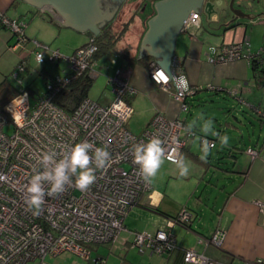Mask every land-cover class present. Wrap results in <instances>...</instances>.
Masks as SVG:
<instances>
[{
    "label": "built area",
    "instance_id": "obj_1",
    "mask_svg": "<svg viewBox=\"0 0 264 264\" xmlns=\"http://www.w3.org/2000/svg\"><path fill=\"white\" fill-rule=\"evenodd\" d=\"M198 19L199 13L192 12L184 21L182 30L198 26ZM0 26L13 34L15 42L11 48L20 51L19 60L10 73L18 92L0 108V264H52L47 261L48 257L65 252L87 261L90 252L86 245L115 242L125 230V218L151 189L149 180L142 177L139 166L133 161L131 146L154 135L159 136L163 140V159L173 163L172 157L179 156L186 144L183 134L186 125L182 119L171 120L158 112L140 134L130 132L127 124L133 109L128 98L135 91L129 85L127 72L121 69L108 79L111 94L108 104L84 97L73 111H65L54 102V98L84 73L92 78L98 75L93 72L96 65L93 56L98 50L94 38L90 37L73 54L65 55L37 40L28 39L25 35L27 23L23 19H11L0 12ZM29 41L33 45L31 51L26 49ZM30 57L36 65L65 64L61 74L45 79L43 92L36 97H32L22 85L21 76L30 66ZM240 59L249 66L254 59L263 63L264 46L253 52L249 41L243 39L213 46L207 54L211 64ZM170 71L173 79L153 62L148 67L150 79L167 91L185 112L189 108L187 98L200 88L188 83V91L176 89L174 77L184 75L182 60L176 56L171 60ZM206 89L216 91L211 85ZM258 113L264 120V109ZM193 136L194 132H188L189 138ZM199 138L202 145L215 146L214 140L207 136ZM84 140L93 144L90 153L96 146H106L110 163L96 170L95 180L86 189L77 188L73 177L61 192L46 193L39 213L34 214L26 203L29 195L26 186L33 168L43 171L37 158L43 151L55 150L59 159L68 146ZM244 152L251 158L258 156L254 148H247ZM90 166H95L94 159ZM49 183L42 181L45 189ZM191 219V212L183 207L175 216L166 219L164 228L154 233L135 232L130 246L139 251L166 254L176 248L171 228L175 225L186 227ZM224 237L225 233L218 230L210 237H199L198 242L220 247ZM184 261L217 264L193 249L185 250ZM251 264L263 262L257 259Z\"/></svg>",
    "mask_w": 264,
    "mask_h": 264
},
{
    "label": "crops",
    "instance_id": "obj_2",
    "mask_svg": "<svg viewBox=\"0 0 264 264\" xmlns=\"http://www.w3.org/2000/svg\"><path fill=\"white\" fill-rule=\"evenodd\" d=\"M154 3L149 13L144 14L142 9V12H138L140 15L137 14L134 17L133 22L139 29L137 38L133 41L136 43L132 45L131 42L123 41L131 30L132 23L124 38L115 46L116 53L107 54L120 57L123 62H127V66H124L122 70L127 72L129 85L135 91V94L128 98V102L132 106L133 114L136 113L141 121L137 132L141 133L158 112L168 119L184 121L186 129L183 134L186 144L179 156L183 157L184 163L187 164L188 172L186 175H180L179 168L174 163L163 159L156 175L149 180L150 191L141 197L140 204L125 218V230L120 232L117 240L108 246L110 249L107 255L100 253V248L95 246L94 258H91L92 252L89 251V260H85L86 263H75L200 264L184 261L185 250L193 249L217 264H251L257 259L262 260L264 264V211H262L264 206V120L258 113L264 109V84L261 86L257 84L250 66L244 59L226 64H211L207 60L211 47L246 39L247 29L242 26L245 25V21L251 20L253 15L243 12L247 16L237 18L232 23H228L232 17H225L224 33L221 37L216 34L218 37L215 38L203 26L199 8L196 7L199 13L198 26L192 25L181 30L176 35L173 49V56L182 60V70L188 83L192 87L200 88L194 95L187 98L189 108L183 112L180 105L171 99L169 93L150 79L148 67L151 62L157 65L155 57L145 54L137 58L143 34L147 29V21L154 15ZM261 3L263 8L259 7L255 15L260 18V25H264V0H261ZM144 6L145 4L141 8ZM196 11L191 10V13ZM0 12L11 19H23L27 23L25 28L27 38L47 46H50L47 44L49 42H58L59 38H63L68 44L73 39L71 33H81L79 35L82 36V42L78 45L55 44L58 47L54 49L65 55L73 54L94 34L88 28L78 30L70 25H64L65 18L51 5L38 7L26 0H0ZM43 14L48 15L47 21L50 23L46 22V31L33 29L31 22ZM50 25L52 28H49ZM229 25L234 27L228 28ZM101 29L99 27V33ZM14 42L13 34L0 26V84L6 79L17 90L18 86L10 78V73L20 57L19 49L11 48ZM26 49L28 51L33 49L31 41L26 45ZM123 49H127L129 57H135L136 61L148 59L146 66L136 61L128 62L123 56ZM100 57L96 59V65ZM119 69L121 68H116V70ZM41 75L44 81L50 76L43 72ZM207 85L214 86L216 91L210 93L206 89ZM25 88H29L32 97L43 92V88L39 93L34 91L31 85H26ZM234 93L236 94L233 95ZM110 99L111 94L104 104H108ZM204 101L228 103L231 110L237 112L234 116L236 123H226V126H223L216 117L209 116L212 119L211 126L207 131H202L203 129L198 128L199 125L195 123L198 114L196 115L193 105L200 106L199 104ZM227 126H231V129H235L232 131L237 130L239 133L234 134L237 138H234V141L228 138V145L237 146V142L240 141L243 144L248 141L250 144L243 146V149L232 146L228 152L215 151V144L211 148L213 152L201 153L202 144L199 137L205 135L214 138L209 135L212 134L216 137L214 140H217V133L224 135ZM188 132H194V136L189 138ZM243 133L247 135L245 141ZM247 148H254L258 151V156L251 158L244 152ZM170 178L181 181L182 186L192 185L193 191L176 201L173 194L169 193L168 187L162 185L163 179L167 182ZM183 207L189 209L192 219L186 227L175 225L171 228L176 241L175 249L158 255L147 250H135L130 246L135 232L154 233L157 229L164 228L166 219L175 216ZM218 230L225 233L220 247L198 242L199 237H210Z\"/></svg>",
    "mask_w": 264,
    "mask_h": 264
},
{
    "label": "rangeland",
    "instance_id": "obj_3",
    "mask_svg": "<svg viewBox=\"0 0 264 264\" xmlns=\"http://www.w3.org/2000/svg\"><path fill=\"white\" fill-rule=\"evenodd\" d=\"M222 1V5L221 6H215V10L212 14L208 15L206 13L205 10L203 9H198L200 11V15H201V19L203 21V26L211 33L213 34V36L215 38H217L219 35V37L222 36V34L224 33V21H225V17L230 16L233 18V13L231 12L230 8L228 7V2L225 0H221ZM154 2H151V0H145V6L141 7L142 5V1H136V0H127L124 2V4L122 5L120 11H119V16L116 18V20L113 21V27L115 30H117V32L120 30V28L122 27L124 22H127L128 20H130L131 15H133V17L140 15V13L138 12H142V9L144 8V14L149 13L150 12V8L153 5ZM234 8L235 9H240L242 12L244 13H248V14H252L253 18L251 20H247L245 21V25L242 26V28L247 29V34H246V39H248V41H250V47L251 49L254 51H256L258 48L261 47L262 43L264 42V25H260V18L257 17L256 11L257 9L263 8L262 7V3L261 0H240L234 3ZM48 15H44L43 16H38L37 19H34L31 22V27L33 29H41V31H46L45 27H47V23H48V19H47ZM215 17V19L213 20V18ZM36 20V21H35ZM262 21V20H261ZM42 22V23H41ZM45 22V23H44ZM47 22V23H46ZM50 24V23H48ZM49 28H52V26L50 25ZM138 26L135 22H133L132 24V28L129 31V33L126 35V37L124 38L123 41H127V42H131V44L133 45L136 42H133L136 40L137 38V31H138ZM116 32V33H117ZM46 34V33H45ZM44 34V36H45ZM73 36V39H71L68 44H66L67 42H64L63 38H59L58 42L54 43V42H49L47 43L48 45H50V48H55L58 47L55 44H61L63 46H67V45H78L82 42V36L79 35L81 33H71ZM249 38H248V37ZM123 43V42H122ZM126 43V42H124ZM64 51V50H63ZM98 64L93 68V72H97V76L96 78L93 79L92 85L88 90V94L87 97L93 101H96L100 104H104V101L110 98V87L108 86V79L114 75V73L116 72V68H121V70L124 68V66H127V62H123V60L120 57H114L111 54H104L102 57H100L98 59ZM65 68V64L64 63H60L59 66L53 65L51 63H44L43 65H36L31 57L30 59V67L28 68V70L26 71V73L22 74V80H23V87H25L26 85H31V88L38 92L42 90V88H44V78L41 75L42 72L43 73H47L49 75H59L61 74V70ZM30 69V70H29ZM42 71V72H41ZM30 72V73H29ZM29 73V74H28ZM27 74V75H26ZM25 75L27 77H25ZM210 93L215 92L214 90H208ZM206 91V92H207ZM205 94V93H204ZM204 99V98H201ZM200 106H194L193 108L196 109V115L197 116V121H195V123L197 124L198 128H200L202 131H204V124L206 123V121L210 120L212 122V119H210L209 116H214L218 119V121L220 122L221 125L226 126V123H236L234 120V116H236L237 112L234 110H231L232 108L230 106H228V103L223 104L222 101L221 102H210V101H204L203 103L199 104ZM236 109V108H234ZM141 121H139V118H137V114H133L132 120L131 122H129L127 124V128L130 132H133V134L138 135L140 134L138 131L139 125H140ZM225 134H227L228 138H232L234 141V138H236V136H234V134H237V130L236 131H232L235 129H231L230 127H226L225 128ZM209 134V133H208ZM239 134V133H238ZM244 136V141L247 138L246 133H243ZM211 136H213L215 139L216 137L212 134H209ZM216 146L214 148L215 151H226L228 152L229 149H232V146L235 145H228L229 142H227L226 144H222L219 140V138L217 137V140L215 142ZM248 144H250V142L248 143V141L244 142H237V146L239 149H243L245 146H247ZM204 145L201 146L202 151H200L201 153H204ZM244 146V147H243ZM211 148H208V151L206 154H209V152H213L211 151ZM167 179V178H164ZM163 179V186H167L169 189V193H171V195L173 194L174 199L176 201H178L179 199H182V197L185 196V194H189L193 191V187L192 185H183L181 181H177L175 178H170L167 182L166 180ZM161 180V179H160ZM162 181V180H161ZM170 187V188H169ZM186 187V188H184ZM169 195V194H168ZM111 245V243L105 244V245H100V244H89L86 245V248L92 252L91 254V258H94L96 256L95 252H94V247L97 246L99 247V252L102 254L107 255L108 250L110 249L108 246ZM135 250H137L135 248ZM47 261L51 262L52 264H76L75 262H83L86 263L85 260H83L81 257L74 255L72 253L69 252H65L63 254H60L56 257H48Z\"/></svg>",
    "mask_w": 264,
    "mask_h": 264
},
{
    "label": "clouds",
    "instance_id": "obj_4",
    "mask_svg": "<svg viewBox=\"0 0 264 264\" xmlns=\"http://www.w3.org/2000/svg\"><path fill=\"white\" fill-rule=\"evenodd\" d=\"M174 80L177 88L188 91V81L183 74L174 77ZM210 126L211 121H206L203 126L204 130L207 131ZM217 135L222 144L228 142L227 134L217 133ZM172 139L175 140V136ZM91 149H93V144L84 140L68 146L64 155L59 159H57L55 150L42 152L37 159L40 166L43 167V171L33 168L26 186V191L29 193L26 203L33 209L34 214L39 213L46 193L52 195L61 192L73 177L75 186L82 190L93 183L96 170L104 168L110 163V152L106 146H96L90 153ZM203 150L207 153L208 146L205 145ZM131 151L133 161L139 166L142 177L146 180L154 177L163 162L164 150L161 137L154 135L145 142L136 143L131 146ZM93 159L94 167L90 166ZM172 160L179 168L180 175H186L188 166L184 163L183 157H172ZM42 181L50 182L47 189L43 186Z\"/></svg>",
    "mask_w": 264,
    "mask_h": 264
},
{
    "label": "water",
    "instance_id": "obj_5",
    "mask_svg": "<svg viewBox=\"0 0 264 264\" xmlns=\"http://www.w3.org/2000/svg\"><path fill=\"white\" fill-rule=\"evenodd\" d=\"M26 1L38 7L53 6L65 18L64 25H70L78 30L88 28L94 33V36L99 34V27L101 28L107 20V15L101 11L98 0ZM225 1L228 2V7L234 15L228 23L247 16L233 6L240 0ZM221 5V0H159L155 2L154 15L147 21V29L143 34L137 58L145 54L153 55L157 65L167 73L169 78L173 79L170 65L173 58L174 42L191 10L196 11V7L204 8L210 15L214 12L215 6ZM173 84L176 86L174 80Z\"/></svg>",
    "mask_w": 264,
    "mask_h": 264
},
{
    "label": "trees",
    "instance_id": "obj_6",
    "mask_svg": "<svg viewBox=\"0 0 264 264\" xmlns=\"http://www.w3.org/2000/svg\"><path fill=\"white\" fill-rule=\"evenodd\" d=\"M151 1L153 2L157 0H151ZM144 4H145V0H142V5ZM153 13H154V10H153ZM133 20H134V17L133 15H131L130 20H128L127 22H124L118 32L117 30L114 29L113 22H112L106 27L102 28L98 35L90 36L94 38L97 44V47H98L97 52L93 56L94 61H96L98 57L103 56L104 54H107L109 52L116 53L115 46L119 43L121 39L124 38L126 32L129 29V26L133 23ZM227 27L232 28L234 27V25H229ZM122 51H123L124 58L128 62L132 63L133 61H136L135 57H129L127 49H123ZM147 61L148 59L145 58V59L138 60L136 62L141 63L146 66ZM250 69L253 74V78L256 80L257 84L260 86L263 85L264 84V60H263V63H261L258 59H254L250 63ZM93 79L94 78L90 77L87 73H84L79 78L72 81L62 92H60L54 98V102L59 107H61L67 112L73 111L74 108L77 106V104L84 97H87L88 90L92 85ZM26 89L29 91V88H26ZM17 92L18 90H15L13 86L11 85V83L5 79L0 84V108L4 104H6L11 98H13V96H15ZM210 139L214 140L215 138H210ZM215 141L216 140H214V142Z\"/></svg>",
    "mask_w": 264,
    "mask_h": 264
},
{
    "label": "flooded vegetation",
    "instance_id": "obj_7",
    "mask_svg": "<svg viewBox=\"0 0 264 264\" xmlns=\"http://www.w3.org/2000/svg\"><path fill=\"white\" fill-rule=\"evenodd\" d=\"M125 1L127 0H123L121 2L119 0H98L101 11L107 15V20L103 23L101 28L106 27L117 18Z\"/></svg>",
    "mask_w": 264,
    "mask_h": 264
}]
</instances>
